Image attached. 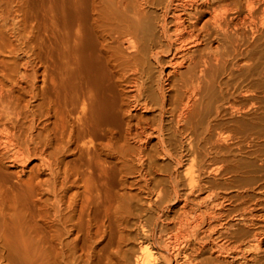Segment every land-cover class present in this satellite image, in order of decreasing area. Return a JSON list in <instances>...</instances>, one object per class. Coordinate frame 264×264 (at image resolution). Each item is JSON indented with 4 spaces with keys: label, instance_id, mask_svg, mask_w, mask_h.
Instances as JSON below:
<instances>
[{
    "label": "bare ground",
    "instance_id": "bare-ground-1",
    "mask_svg": "<svg viewBox=\"0 0 264 264\" xmlns=\"http://www.w3.org/2000/svg\"><path fill=\"white\" fill-rule=\"evenodd\" d=\"M263 27L264 0H0V264H264Z\"/></svg>",
    "mask_w": 264,
    "mask_h": 264
},
{
    "label": "rangeland",
    "instance_id": "rangeland-1",
    "mask_svg": "<svg viewBox=\"0 0 264 264\" xmlns=\"http://www.w3.org/2000/svg\"><path fill=\"white\" fill-rule=\"evenodd\" d=\"M264 28V27H263ZM262 28V29H263ZM260 29V28H259ZM263 31H264V29H263ZM262 38L261 37V35L260 34H255V39L256 40H258V39H260V38ZM263 39H264V37H263ZM264 42V41H263ZM260 46V48L258 49V50H260V51H263L262 52V54L264 55V43L263 44H261V45H259ZM262 55V56H263ZM261 62L263 63V65H264V57L263 58H261ZM264 78V77H263ZM262 77H261V84H262V88H261V91H260V96H259V98H260V101H261V104H262V106L264 107V79H263ZM164 162V161H163ZM163 164H167L166 162L165 163H163ZM179 170V171H178ZM178 172H180V169L178 168Z\"/></svg>",
    "mask_w": 264,
    "mask_h": 264
}]
</instances>
